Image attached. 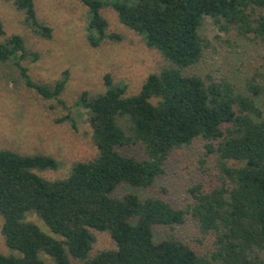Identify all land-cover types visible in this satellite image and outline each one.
Instances as JSON below:
<instances>
[{
    "label": "trees",
    "instance_id": "16d2710c",
    "mask_svg": "<svg viewBox=\"0 0 264 264\" xmlns=\"http://www.w3.org/2000/svg\"><path fill=\"white\" fill-rule=\"evenodd\" d=\"M8 1L24 12L33 32L52 37V28L37 16L35 0ZM80 1L88 6L91 45L122 39L107 31L102 9L111 7L167 63L134 94L110 73L103 92L82 91L74 105L85 110L98 154L75 161L67 177L51 180L37 172L61 167L50 155L0 148L1 232L11 250L0 252V264H49L43 254L55 264H74V259L84 264H264V110L257 100L264 86L252 76L249 93H243L225 77L182 71L211 46L203 32L207 17L220 32L264 43V0ZM39 58L22 35H6L0 17V63L11 64L28 87L67 107L61 95L69 70L54 83L35 81L23 61ZM65 119L71 118L57 121ZM197 138L216 154L221 182L209 191L193 186L192 204L181 208L158 195L117 194L123 185L154 186L166 174L172 152ZM135 145L143 157L119 149ZM31 214L59 237L29 220ZM188 215L202 232L214 235L208 255L173 233L155 240L156 226L173 229ZM94 230L109 233L116 247L92 255Z\"/></svg>",
    "mask_w": 264,
    "mask_h": 264
},
{
    "label": "rangeland",
    "instance_id": "374dc122",
    "mask_svg": "<svg viewBox=\"0 0 264 264\" xmlns=\"http://www.w3.org/2000/svg\"><path fill=\"white\" fill-rule=\"evenodd\" d=\"M38 18L52 28V37L33 32L24 23L25 14L8 0H0V17L6 35L20 34L27 48L40 54L36 61L24 60L33 80L54 83L69 70V80L61 98L67 107L56 99H46L23 81L19 71L11 64L0 63V148L24 154L42 153L56 158L61 167L37 172L47 179L68 176L75 161H87L98 154L92 140V128L84 109L75 106L82 91L98 94L105 90L104 76L110 73L114 82H124L127 94L137 93L150 73L157 72L167 62L160 51L149 48L142 37L120 22L111 7L102 9L108 20L107 31L122 36L121 40L106 39L94 47L87 39L88 6L80 0H35ZM203 32L211 41L201 60L182 71L186 74H211L215 79L227 78L236 90L249 93L248 78L256 76L264 86V43L251 37H240L235 32H220L211 17H207ZM264 110V92L257 97ZM69 116L71 119L57 121ZM207 141L197 138L188 146L176 149L167 161L166 174L148 189L123 185L121 195L135 192L144 198L158 195L175 207L186 208L194 201L190 189L200 185L211 190L220 184V171L216 154L208 152ZM123 153L144 156L139 146L120 147ZM28 219L36 222L48 234L59 237L35 214ZM0 252L9 253L1 227ZM96 242L91 254L116 247L107 232L94 230ZM168 233L189 243L199 254L208 255L213 248L214 235L201 231L197 222L187 216L185 223L173 229L156 226L155 240ZM49 264L52 259L44 255ZM74 264H84L74 259Z\"/></svg>",
    "mask_w": 264,
    "mask_h": 264
}]
</instances>
